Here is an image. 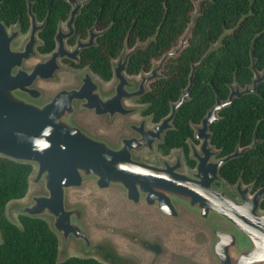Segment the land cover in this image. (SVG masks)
I'll return each instance as SVG.
<instances>
[{"label":"water","instance_id":"1","mask_svg":"<svg viewBox=\"0 0 264 264\" xmlns=\"http://www.w3.org/2000/svg\"><path fill=\"white\" fill-rule=\"evenodd\" d=\"M26 1L30 27L21 45L13 46L19 28H9L0 20V156L33 167L28 189L21 197L26 198L17 201L12 211L47 221L58 237V260L71 256L59 258L63 242L64 246L73 243L80 253L77 256L94 257L105 264H145L147 250L160 254L161 243L135 233L129 234L131 239L147 250L128 243L123 236L125 225L131 223L128 218H115V209L109 202L91 205L86 201L85 195L89 193L117 188L130 204L121 203L125 216L128 215L124 206L145 204L151 209L145 212L152 222L177 225L174 228L182 231L192 248L176 247L165 236V247L173 256L166 257L161 264H206L212 258L216 264H264V208L261 207L264 186L252 190L253 183H244L239 177L234 183L238 197H233L225 188L215 185V181L224 180L219 172L222 164L243 154L258 139L254 134L248 145H237L232 152L219 155L220 149L211 143L210 130V125L219 120V112L235 97L257 93L258 83L264 81V69H257L255 64V36L250 48L251 82L243 86L237 81L229 83L228 96L222 99L216 95L200 121L192 124L193 138L189 139L198 140V145H190V157L196 163L186 172L183 154L174 148L170 151H174V158H163L160 164L139 159L135 152L157 146L165 132L173 128L178 108L189 98L195 69L230 30H225L200 60L191 64L188 82L178 98L170 102L169 112L150 124L152 115L136 117L147 103L128 101L142 97L149 84L161 75L167 58L184 48L201 0L194 1L191 20L177 44L153 60L149 70L129 74L126 67L130 55L137 48L146 47L157 32L130 48L125 43L111 60L109 82H104L88 65L72 73L78 80L63 78L69 68L61 59L67 57L80 62L81 50L93 45L96 37L105 31L92 25L86 38L78 36L73 46L67 45V38L75 33V18L88 0H66L71 5L69 15L64 24L59 20L55 47L47 53L37 49L41 44L39 32L47 16L39 22L32 1ZM32 58L36 59L30 63ZM123 119L128 121L127 129L115 132ZM87 180L93 184L89 189L84 188ZM31 184L41 185V190L28 195ZM70 188L76 189L71 195L72 203L68 202ZM184 212L195 220H183ZM15 223L19 224V220ZM180 223L183 226L179 227ZM97 236L101 238H94ZM126 246L130 247L129 251ZM201 251L206 262L201 261Z\"/></svg>","mask_w":264,"mask_h":264},{"label":"trees","instance_id":"2","mask_svg":"<svg viewBox=\"0 0 264 264\" xmlns=\"http://www.w3.org/2000/svg\"><path fill=\"white\" fill-rule=\"evenodd\" d=\"M37 19L47 16L39 32L38 50L54 48V33L60 18L68 16L66 0H31ZM195 0H88L75 18L76 34L85 36L87 28L105 29L95 43L83 48L80 63L104 80L112 75L111 60L126 43L132 47L156 35L146 47L137 48L129 57L126 72L137 74L150 69L153 60L176 45L191 20ZM26 0H0V19L6 24L18 18L22 29L29 24ZM221 37L219 46L208 53L195 69L193 86L188 100L177 110L173 128L167 130L157 144L160 152L168 154L172 148H182L185 162L193 167L188 139L193 138V123H198L218 95L224 99L229 83L241 86L251 82L250 48L255 36L253 53L257 69H264V0H201L199 14L187 38L186 45L170 56L161 68V75L149 84L139 99L147 103L143 113L158 121L170 110V102L178 98L188 82L191 64L198 62L211 44ZM74 37L69 39V43ZM258 92L235 97L219 112V120L210 125L211 143L220 149L219 155L232 152L238 145L258 142L243 154L232 157L220 167L223 179L233 184L241 177L253 183L252 190L264 186V81ZM32 164L0 156V264H105L94 257L71 255L58 260V237L41 217L18 214L19 224L5 213L6 203L21 198L28 189ZM264 208V200L261 201Z\"/></svg>","mask_w":264,"mask_h":264},{"label":"rangeland","instance_id":"3","mask_svg":"<svg viewBox=\"0 0 264 264\" xmlns=\"http://www.w3.org/2000/svg\"><path fill=\"white\" fill-rule=\"evenodd\" d=\"M23 36L24 35L21 34L19 36V38H17L16 41H18V43H19ZM35 59L36 58H32V59H30L29 62L30 63L34 62ZM61 74H63V73H61ZM59 85H57V86H59ZM128 102L130 104H134V102H132V100H129ZM136 117H139V115H137ZM150 124H151V122H150ZM191 144H197L198 145V140L189 139V141H188L189 150H191V147H190ZM173 150L174 151L175 150L181 151V153L183 154V152H182V150L180 148H174ZM174 151H172V152H174ZM172 152H169L168 154H164V153L160 152L159 149L157 148V146L155 145L152 149H149V148L145 147V148H142V149L136 151L135 152V156L137 158L142 159V160L147 161V162L160 164L163 158L173 159L174 158V154ZM183 158H184V156H183ZM184 161H185V158H184ZM183 170L186 171V172H189L191 170V168L189 166H187L186 164H184ZM87 181L88 182H86L84 184L85 185L84 186L85 189H89L88 187H90L91 184H92V181H90V180H87ZM222 182H223L222 184H219L217 181H215V185L217 187H219V188H225L229 195H231L233 197H238V194L236 192L234 183L233 184H229L225 180H223ZM39 190H41V185H39V184H31V186L29 187L28 195L30 193L34 192V191H39ZM75 190H76L75 188H70L69 189V198H68V202L69 203H72V201L74 199V198H71V195H73L72 193H74ZM122 194H123V192L120 189L110 187V188H107V189L101 191L98 194L89 193V194L85 195V198H86V201L89 204H91V205H96V204H99V203L105 204V203L109 202L110 205L112 206V208L115 209V211H113L115 218L116 217L120 218V219L128 218L127 220H129L130 222H137L139 220L140 221L141 220H147V221L151 220L149 218H152V217H149L148 214L145 212V209L146 210L150 209L149 207L145 206V204H142L143 205V206H141L142 208L141 207H134V206L133 207H129L130 204L127 203L124 200V197H123ZM25 198L26 197H24L23 199H21V198L20 199H11L6 204V210H7L6 214L12 221L18 222V213L16 211H12L11 208L15 205V203L17 201L18 202L19 201H23ZM121 203L129 205V206H124V209H125V211H126L128 216L124 215V211H123V208H122L123 206L121 205ZM92 207H95V206H92ZM182 219L183 220L194 219V216L189 214V213H187V212H184ZM154 223H155V221H154ZM181 226H183L182 223L179 224V227H181ZM199 237L202 238L201 235ZM94 238L99 239V238H101V236H97V237H94ZM169 239H170V242H172L175 238H169ZM72 241H73V239H71V242ZM72 254H76V255L80 254L76 250V248L73 245V243H70V244L68 243L67 246H64L63 242H61V246H60V250H59V258H63V257H66L68 255H72ZM202 255L203 256L201 257V261H203V262L205 261L206 262V256L203 254V252H202ZM206 264H216V261L213 260V258H212L210 261L208 260V263H206Z\"/></svg>","mask_w":264,"mask_h":264},{"label":"flooded vegetation","instance_id":"4","mask_svg":"<svg viewBox=\"0 0 264 264\" xmlns=\"http://www.w3.org/2000/svg\"><path fill=\"white\" fill-rule=\"evenodd\" d=\"M26 4H27V1H26ZM70 8H71V5H70ZM26 10H27V7H26ZM27 14H28V12H27ZM68 15H69V13H68ZM67 17L65 19H62V18L59 19V20H61L62 24H64L66 22ZM37 20L40 22V21L44 20V18L42 20H39V19H37ZM59 20H58V22H59ZM58 22H57V25H58ZM6 25L9 28H12L14 26H17L19 28V33L13 40V46L17 47V46L22 44V40L24 39V37L26 36V34L28 32V29L30 27V17H29L28 27L25 30L22 29V26H21L19 18L15 22H13L11 24H6ZM74 27H75V24H74ZM89 27H91V26H89ZM88 28H87V34H88ZM56 30H57V26H56ZM56 30H55V32H56ZM21 34H23L24 36L21 38V41L18 43V41H16V40H17V38H19V36ZM87 34L85 36H81L80 34H76V28H75V33L73 35H71L69 38H67V40H66L67 41V45L68 46H73L76 43V40H77L78 36L80 38H86ZM54 35H55V33H54ZM72 37H74V41L72 43H69V39L72 38ZM38 46H37V49H38ZM54 47H55V45H54ZM39 52L40 53H47V52H41V51H39ZM61 62H62V64L66 65L69 68V73L67 72L64 75L63 78H72L73 80H78V78H76V76H74L75 74H72V73L79 72L86 66V65H84V66H76L74 64H78L80 62H77V61H75V60H73L71 58H67V57H63L61 59ZM73 76H74V78H73ZM59 78H62V77H59ZM110 79L111 78H109L108 80H104V79L103 80H104V82H109ZM140 98H134V99H130V100H132V102H134V103H143L142 101L139 100ZM143 110H144V108L139 112V114H138L139 117H143V116L147 115L146 113H143ZM127 122L128 121H126V119H123V122L119 123L117 125V127L114 129V131L116 132L120 128L127 129V127H126V123ZM150 122L154 123L156 121H152V117H151L149 123ZM108 131L110 132L111 130H108ZM189 155H190V151H189ZM195 163H196V161H195ZM186 165H187V163H186ZM187 166H189V165H187ZM189 167H191V166H189ZM219 184H222V183H219ZM174 227H177V225L173 224V225L163 226L161 224L154 223L151 220H149V221H147V220H141L140 221L139 220L137 222H131L130 224L125 225L124 230H123V236L125 235V238L128 240V243H132V244L135 243L138 246H140L141 248H143L142 244H140L137 241H133V239H131V237L129 235L130 233H135L136 235H138L141 238H147L149 240H158L161 243V246H162V251L160 252V254L155 255V253L153 251L147 250L145 248H143V249L147 250V252H148V254H146L144 256V257L147 258V260H145V264H161L163 259H165L166 257L173 256L172 254L167 252V248L165 247L164 240H163L165 238V236L167 238H175L176 240L174 239L171 243L174 244L176 247L185 248V249H188V250L190 248V250H192V248L189 247V245L185 241V238L181 234L182 231H180L178 228L176 229ZM169 234H171V235L169 236ZM191 234H192V232H191ZM190 237L192 238V235H190ZM128 245H130V244H128ZM129 248L130 247H127L128 251H129Z\"/></svg>","mask_w":264,"mask_h":264},{"label":"bare ground","instance_id":"5","mask_svg":"<svg viewBox=\"0 0 264 264\" xmlns=\"http://www.w3.org/2000/svg\"><path fill=\"white\" fill-rule=\"evenodd\" d=\"M217 182H219V183H223L222 180H217Z\"/></svg>","mask_w":264,"mask_h":264}]
</instances>
